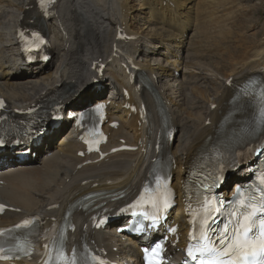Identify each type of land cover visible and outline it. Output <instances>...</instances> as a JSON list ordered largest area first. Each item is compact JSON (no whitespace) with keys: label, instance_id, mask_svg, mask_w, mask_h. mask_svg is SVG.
Here are the masks:
<instances>
[{"label":"bare ground","instance_id":"1","mask_svg":"<svg viewBox=\"0 0 264 264\" xmlns=\"http://www.w3.org/2000/svg\"><path fill=\"white\" fill-rule=\"evenodd\" d=\"M169 1L173 4L139 0L140 14L148 17L137 19L128 0H58L47 12L37 7L38 0H0V98L9 115L17 116L38 106L46 114L44 125L54 106L78 112L110 100L107 117L110 122H118V127H105L109 138L103 151L122 145L138 147L136 152H118L102 161H95L97 156L80 158L77 152L82 147L69 132L44 151L69 124L63 119L59 129L49 130L40 138L39 146L26 148L37 153L36 159L11 167L15 156L5 150L0 155V203L8 210L0 216V227L36 217L41 231H46L53 221L62 218L68 206L91 191L104 192V198L94 206L104 204L102 208L114 214L148 179L158 138L174 166L172 187L178 193L174 220L179 224V234L182 233L185 219L181 187L191 166L219 137L241 134L245 116L251 113L245 101L237 100L238 89L250 78H264V25L245 40L244 30L250 29L246 22L240 23L238 29L228 30L229 25L224 28L215 21L221 18L217 15L221 10L216 13L211 9L213 12L203 16L191 5L193 0ZM215 3L207 0L206 9ZM182 17L185 19L181 20ZM200 19L213 28L206 35L183 43L181 38L191 28L186 26L187 22L193 25ZM138 20L143 21L142 28ZM30 24L40 25L48 39L51 59L46 64L27 66L20 58L15 34ZM119 32L128 39L117 40ZM241 32L243 36L234 40ZM174 44H181L186 53L180 54ZM150 54L153 57H148ZM201 57L206 62H200ZM121 63L131 67L135 76L145 77L151 92L136 81L131 83ZM179 70H184L181 77L176 76ZM96 88L101 90L94 92ZM122 88L129 93L127 101L120 94ZM107 90L109 96L103 98ZM156 95L163 106L166 124L175 132L171 143L158 137L160 117L152 101ZM79 96L82 97L77 100ZM187 103L195 110L193 117L189 116ZM125 104L136 109L143 105L145 118L123 109ZM86 160L92 163L82 165ZM246 169L238 172L239 182L234 185L245 182ZM87 218L85 212L73 215L76 230L70 235L71 240L81 236L89 239L90 245L106 253L115 264L140 263L139 245L144 241L116 235V229L124 224L122 220L106 231H92ZM168 251L178 260L182 258L178 247H169Z\"/></svg>","mask_w":264,"mask_h":264},{"label":"snow or ice","instance_id":"2","mask_svg":"<svg viewBox=\"0 0 264 264\" xmlns=\"http://www.w3.org/2000/svg\"><path fill=\"white\" fill-rule=\"evenodd\" d=\"M2 106L3 102L0 101V107ZM254 192L257 194L254 195ZM245 196L247 198L242 202V207L233 213L236 220L231 228V234L229 235V229L226 226L224 230L226 239L218 238L219 248L205 236L207 243L201 245L197 252L191 248L188 250L194 262L199 261V264H205L207 261L209 264H226L224 258L230 252L232 259L228 261V264H264V178L261 179L258 188L245 190ZM31 223L30 220H25L17 227H27ZM152 251L155 254L156 249ZM6 258L18 257L7 256L3 246L0 245V259Z\"/></svg>","mask_w":264,"mask_h":264},{"label":"rangeland","instance_id":"3","mask_svg":"<svg viewBox=\"0 0 264 264\" xmlns=\"http://www.w3.org/2000/svg\"><path fill=\"white\" fill-rule=\"evenodd\" d=\"M206 1L207 0H193L191 5L195 6L197 12L199 14L202 13L203 16H204V14L207 16L206 12H208L210 14L209 11L213 12V10L214 11L216 10L215 12L217 13L219 10H221L222 12L220 11V13L218 12V14H217V15L220 14L219 16L221 18H218L215 21H219L218 23L222 24L221 26H224V28H226L225 27L226 25H227V27L229 25V27L227 28L228 30L238 29L237 26L240 23L242 24L243 22H246L247 26H250V29L247 28L244 30L245 34H243V35L245 36V40H248L250 35H253L255 32H260L262 30V26L264 25V0H215V1L213 0L214 3L217 1L215 3L216 5L213 4V6L209 7L210 8L209 10H208V8L206 9V7H208L205 4ZM218 1L220 2V4ZM144 2H145V0H143V2H141V3H144ZM127 4H128V6H131V8L135 9L134 15H138L137 19H141L142 17H146V18L148 17V15L140 14L141 10L139 9V5H140L139 0H128ZM13 9H15V7ZM211 9H213V10H211ZM222 9H225V10H222ZM206 10H208V11H206ZM143 11H145V10H143ZM179 13L182 14L183 12L179 11ZM184 19H185V17H182L181 20H184ZM221 19H224V21H221ZM215 21H213V22H215ZM249 22H251V23L248 24ZM142 23H143V21L140 20L139 25H138L139 28L142 26L141 25ZM186 26H189L191 28H188L185 32L184 37L181 38L183 43H189L190 41L197 39L198 37L202 36L204 33L206 35L207 32L209 31L210 27L213 28L212 26H209L208 22H206L205 20H202V19H200L199 21H195L193 23V25L188 21ZM136 29L138 30V28H136ZM217 29L222 31L221 28L220 29L217 28ZM181 35L179 34V37H181ZM243 35H242V32H241V34L238 33V35H235L234 40L240 39L241 36H243ZM214 36H215V34L212 35V37H214ZM246 37H248V38H246ZM180 46H175V47H179L178 48L179 53L180 54H182V52L186 53L185 48L180 47ZM168 55L170 56L171 53L168 52ZM201 55H203V51L201 52ZM148 57H153V55L150 54V55H148ZM201 58H202V60L200 62H206L204 57H201ZM177 59L178 58H176L175 60H177ZM152 63L153 62L151 61L150 64H152ZM183 72H184V70H181V71L179 70V72H178L179 77L182 76ZM185 75H187V74H185ZM189 98H190V96H189ZM186 107L188 109L189 116L193 117L195 110L190 109L189 108L190 105L188 103H187ZM190 126L192 127L193 124L191 123Z\"/></svg>","mask_w":264,"mask_h":264}]
</instances>
